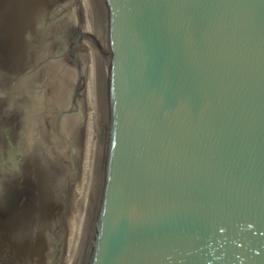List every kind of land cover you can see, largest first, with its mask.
Masks as SVG:
<instances>
[{"label": "water", "instance_id": "water-1", "mask_svg": "<svg viewBox=\"0 0 264 264\" xmlns=\"http://www.w3.org/2000/svg\"><path fill=\"white\" fill-rule=\"evenodd\" d=\"M0 264H264V0H0Z\"/></svg>", "mask_w": 264, "mask_h": 264}]
</instances>
